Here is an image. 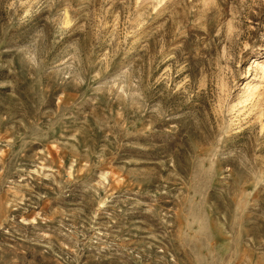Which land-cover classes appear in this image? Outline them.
I'll list each match as a JSON object with an SVG mask.
<instances>
[{
	"label": "rangeland",
	"instance_id": "374dc122",
	"mask_svg": "<svg viewBox=\"0 0 264 264\" xmlns=\"http://www.w3.org/2000/svg\"><path fill=\"white\" fill-rule=\"evenodd\" d=\"M262 66L264 0H0V264H264Z\"/></svg>",
	"mask_w": 264,
	"mask_h": 264
},
{
	"label": "bare ground",
	"instance_id": "6f19581e",
	"mask_svg": "<svg viewBox=\"0 0 264 264\" xmlns=\"http://www.w3.org/2000/svg\"><path fill=\"white\" fill-rule=\"evenodd\" d=\"M261 71H262V74L264 75V68H263V66H262ZM263 77H264V76H263ZM249 92H250V90L248 91V95H249Z\"/></svg>",
	"mask_w": 264,
	"mask_h": 264
}]
</instances>
